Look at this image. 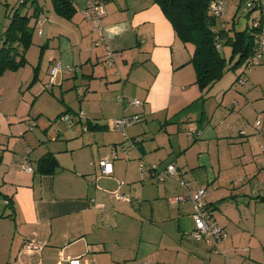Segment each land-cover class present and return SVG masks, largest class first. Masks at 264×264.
<instances>
[{"label":"crops","instance_id":"obj_1","mask_svg":"<svg viewBox=\"0 0 264 264\" xmlns=\"http://www.w3.org/2000/svg\"><path fill=\"white\" fill-rule=\"evenodd\" d=\"M72 2L76 13L67 21L54 14L50 0L49 4L44 0L42 5L37 0L41 8L39 17L46 21L38 38L33 41L32 37L31 47L35 48L30 47L26 52V62L31 68L34 66L32 53L37 49L38 70L40 73L45 70L48 78L51 68L61 64L63 69L42 88L49 94L40 90L35 97L54 98L53 88L58 87L57 95L64 108L61 104L54 116L71 117L73 122L64 124H80L81 137L75 131L72 135L63 129L50 132L46 124L37 133L35 147L29 143L23 144L22 150L11 151V141L17 140L12 138L16 137L14 128L19 124L14 126L10 122L8 114H12V109L7 107L2 111L7 99L0 88V114L9 117L7 125L4 121L0 125V264H229L231 260L245 264L246 259L235 261L230 256L232 248L225 240L219 243L220 252L215 253L212 246L190 238L191 205L167 203L169 197L187 193L174 180L157 183L148 178L150 185L142 184L133 191L117 179L123 175L120 167L125 156L116 146L125 144L130 151L125 173L131 169L138 172L140 162L155 164L161 170L174 162L176 179L187 182L190 192L201 189L204 182L212 186L222 171L216 155L217 127L210 122L216 112L212 109L217 83L199 90L189 64L192 47L181 43L154 0H94L96 9L103 12L99 29L86 9L90 0ZM34 23L33 19L29 24L35 27ZM108 52L114 54L111 65L106 59ZM69 92L75 94L74 102L62 99ZM128 99L140 101L141 106L128 105ZM81 112L82 119L78 116ZM31 113L32 106L27 112V122L37 117ZM134 115L139 121L135 124L139 125L137 130L132 131L131 126L123 134L111 132L113 119ZM246 115L244 112L240 118L249 128L251 118ZM32 123H27V128ZM87 123L104 127L84 130L83 124ZM27 128L17 134L22 140ZM255 133L251 129L244 142L238 141L241 149L251 155L255 151ZM111 134L117 137L107 136ZM125 138L134 140V147ZM89 143L96 144V149L87 147ZM80 148H84V156L79 153L76 156ZM47 152L54 154L59 169L51 175L35 174V161ZM64 156L71 157L68 163L64 162ZM261 156V163L255 165L258 171L264 170V155ZM105 160L111 161L112 171L108 176L98 168ZM22 166L32 168V172L24 171ZM189 176L193 181H202L190 184L186 180ZM253 180L248 198L251 202L255 198L264 203L261 201L264 182L253 183ZM237 181L244 189L247 179ZM242 191H239L241 196L246 197ZM113 192L126 194L129 200L116 201ZM207 198L208 194L204 199ZM5 199L10 200L9 206ZM207 200L212 219L225 231L229 225H239L244 220L239 209L238 217L222 216L220 222L216 218L220 202ZM240 230L237 227L231 235L236 236ZM27 242H33L40 250L25 252L22 248ZM251 250L249 247L248 260L251 257L258 260L260 256L251 254Z\"/></svg>","mask_w":264,"mask_h":264},{"label":"rangeland","instance_id":"obj_2","mask_svg":"<svg viewBox=\"0 0 264 264\" xmlns=\"http://www.w3.org/2000/svg\"><path fill=\"white\" fill-rule=\"evenodd\" d=\"M19 0H0V37L2 33L4 32L6 28V24H8L9 19L6 16V7L5 4H8L9 8L14 7L17 5ZM47 4H49V0H45ZM241 2V0H222L223 5V14L219 19H217V27L221 26V23L225 24L227 28H231V19L236 6H238ZM261 3L260 8L255 10L251 15V17H257L259 18V13L261 10H264V0L258 1ZM39 3L42 5L44 3V0H39ZM237 20L238 23L234 27L236 30H241L244 25L247 22V17L244 15H241L240 12L237 14ZM263 32H264V18L262 19V26ZM33 41H35L38 38V32L37 30L34 31V35H32ZM31 47V46H30ZM34 47V46H33ZM31 47V48H33ZM35 48V47H34ZM220 55L225 58L227 65H225V70L222 74V77L217 83L216 86V92L217 97L215 98V102L213 103V107L211 108L212 111L216 110L214 118L210 121L212 125L217 127V163L220 162V165L222 168L221 174L219 179L216 180V182L211 185H206L205 182L200 184L203 185V189L206 190V195L208 194V198L210 200H207L208 202H214L218 201L220 202V208L216 211V218L219 219L220 222H222V216H230L231 218L238 217V210L241 213V217H245L241 224L239 225H229L226 229L222 228L223 231L227 234V239H225V243L229 245V247L232 248V254L230 256L233 257V259L241 261L242 259H246L247 262L245 264H264V203L260 201H255V198L252 199V202L248 198V196L251 194V179H254L256 182L258 180H263L264 182V170H259L255 165L256 163H261V155H264V152H262L264 146V56L261 60V63L259 65H255L253 67L247 68L245 66V63H242L240 65H237L236 68L230 69V67L238 60L239 54H235L234 56L232 53L231 46L222 43L220 47ZM231 57L233 59L231 60V64H228V61H230ZM32 59L35 61L34 66L31 68L29 66V63L24 67H21L15 71H4L0 75V88L5 92L6 94V107L2 108V111H4L7 107L9 109H12L13 112L10 115V121L11 123H14V135L16 137H12L16 140V142L11 141L10 150L18 149L22 150L24 147L23 144L26 146L27 144L31 143L34 147L38 143V137L37 133L40 132L39 129H42L44 126L49 128L50 132H54L55 129H63V130H69V132H72V135H74L75 131L77 133V137H81V127L80 124H74L67 126L64 124V122L56 123V119L58 116H54L57 109H59V106L62 104V101L58 98V87H54V94L55 97H35L36 93L40 90L44 93H48L47 91H44L42 88L45 86V83L48 82L49 78L48 75H46L45 70H42L40 73V68L38 70V62L39 61V53L36 49V52L32 53ZM32 61V62H33ZM72 75V74H71ZM73 75L69 79L70 83L73 80ZM237 77L244 78V82L238 81ZM35 78V79H34ZM68 81V84H70ZM78 81L80 79L78 78ZM55 84V82H54ZM77 84V82H76ZM225 93V97L223 102H221V98L223 97V94ZM214 92V91H213ZM69 92V94L66 96V93H64V99L65 101L70 102L73 99V102L75 101V94ZM215 93V92H214ZM248 94V95H247ZM122 96H119L121 98ZM45 98V99H44ZM118 98V100H119ZM117 102L119 103V101ZM134 100L128 99V105L131 104L133 107L135 106L132 104ZM209 102H213V99H209ZM27 103L28 105H25ZM63 105V104H62ZM64 108V105L62 106ZM32 106V111L30 115L36 114L35 120H30L31 122H27V112ZM28 107V108H27ZM138 107V106H137ZM208 108V107H207ZM217 108V109H216ZM244 112H246V116L251 118V127H245L241 116L244 115ZM240 114V116H239ZM3 115V114H0ZM1 117V116H0ZM3 119H0V125L1 122H5L6 125L8 123L9 117L5 116V114L2 116ZM71 118V117H70ZM121 118V117H120ZM115 119H113L114 121ZM34 122L33 128L29 125H26L27 123ZM259 121L258 127H255V123ZM137 123L132 124L131 127L132 131L137 130V127L139 125H135ZM4 129H6L5 126H2ZM127 127V128H129ZM1 129V132L3 133L5 130ZM27 128L25 131V137L21 138V135H17L20 130H23ZM110 128L113 129L114 134L118 131H116L113 128V122L111 121ZM126 128V129H127ZM255 130V143L253 144L254 147V155L249 154V152L242 150L241 147L238 144V141L244 142L243 139L246 133L251 131V129ZM125 129V130H126ZM7 130V129H6ZM93 131V130H91ZM130 130H127V133H129ZM102 132V131H101ZM117 135V134H116ZM107 136H115V135H107ZM117 137V136H115ZM250 137V136H249ZM247 137V138H249ZM159 138V136L157 137ZM20 139V140H19ZM100 141V139H98ZM237 142V145L230 144L231 142ZM244 144V143H243ZM80 146V145H79ZM13 147V148H12ZM87 147L95 148L96 144L89 143ZM106 148L108 146H105ZM117 150L120 151L122 154H124L125 157H123L124 164L120 167V172L123 174L120 176L119 179L121 182H124V184H128L126 186L132 187L133 191L135 188H138L139 186L143 185H150L148 181H146L148 178H152V172L147 171L150 166H156L155 164H148L145 162H140L138 164V172H134L133 169L127 170L125 173V167L126 162L128 159H126L130 153L129 149L127 150V146L125 144L116 146ZM132 147V146H131ZM262 148V150H261ZM84 148H80L77 150L76 156H78V153L81 154V156H84L85 153L82 150ZM96 149V148H95ZM107 150V149H106ZM109 150L111 152L112 147L109 145ZM114 150V149H113ZM96 151V150H95ZM245 152V155H240V153ZM82 152V153H81ZM89 152V151H87ZM219 156V159H218ZM65 157V163H68L71 157ZM89 157V153H88ZM118 156H116L117 158ZM115 158V159H116ZM118 159H116V162ZM111 163V161H109ZM144 163L147 165L146 168V174L145 177H142V172L140 170V164ZM100 164V163H99ZM149 165V166H148ZM100 171V166L98 167ZM217 168V167H216ZM215 168V169H216ZM163 169V168H162ZM218 171V168H217ZM259 172V173H256ZM99 173V172H98ZM256 176L254 178L253 175ZM239 179H247V183L245 182V187L242 189V183L237 181ZM145 179V180H144ZM237 179V180H236ZM143 180V181H142ZM189 181L190 184L192 182L195 185V182H200L202 179L198 181H193V178L190 176L186 179ZM253 180V183H254ZM153 183V182H152ZM153 186H157V183H153ZM161 185V184H159ZM158 185V186H159ZM247 185V189H246ZM198 189V188H197ZM244 191H242V190ZM196 190V189H195ZM193 190V191H195ZM208 190V191H207ZM234 191V192H233ZM239 191L245 192L246 197H242L241 193ZM233 192V193H231ZM114 192L112 193V195ZM122 194V193H121ZM234 195L233 198H231V195ZM264 194V191H263ZM125 197L128 195L124 194ZM173 197V196H171ZM169 197L167 199V203H169ZM129 200V197H127ZM205 198V197H204ZM213 199V200H211ZM204 199V201H206ZM250 202V203H249ZM245 203V204H244ZM241 204V205H240ZM242 204H244L242 207ZM221 209V210H219ZM220 224V223H219ZM237 227H240L241 230L239 232L243 233V235L239 236L237 234L236 236H232V231H235ZM233 237V238H232ZM234 239V240H233ZM249 247L252 248L251 254L259 255L260 258L255 259L251 257V259L248 260V257H250L248 254L249 252H243V248L249 249ZM243 252V253H242ZM263 253V254H262ZM239 256H235V255ZM234 255V256H233ZM222 256H220L221 258ZM238 257V259H236ZM252 262V263H251ZM229 264H237V262H233L232 260L228 262Z\"/></svg>","mask_w":264,"mask_h":264},{"label":"trees","instance_id":"obj_3","mask_svg":"<svg viewBox=\"0 0 264 264\" xmlns=\"http://www.w3.org/2000/svg\"><path fill=\"white\" fill-rule=\"evenodd\" d=\"M210 1L154 0L164 13L181 43L192 47L189 64H191V68H193L195 74V84L201 91L211 88L222 77L225 65H227L225 58L219 52L222 43L231 46V54L233 56L239 54L238 60L230 69H235L237 65L242 63H245L247 68L253 67V65L249 64L254 58L252 39L255 28L252 26V20L255 17H251V13L243 14L244 1L247 0L239 2L238 9L232 15L231 28H227L223 23H221L220 27H217V18L211 16L209 12L208 3ZM249 1L260 5L258 0ZM50 3L54 14L64 20H71L76 13L72 0H50ZM5 7L9 22L6 24L7 26L0 37V75L4 71H15L26 65V52L32 45V35L36 28L29 23L33 19L36 22L41 10L37 0H19L16 6L9 8L8 4H5ZM239 12L241 15L247 17V22L241 30H236L234 27L238 23L237 14ZM44 19L46 21V18ZM232 59L233 57L228 61V64H231ZM260 63L255 65H259ZM241 79L244 78L237 77V82ZM60 116L62 114H58V117ZM83 125L86 130H97L104 127L98 125L92 127L89 123ZM125 139L130 142V146L134 147V140ZM1 162L2 155L0 153ZM35 163L34 172L38 175H51L59 169L57 159L52 153L47 152ZM9 201L8 199L4 201L7 206L10 204ZM261 201H264V198Z\"/></svg>","mask_w":264,"mask_h":264},{"label":"built area","instance_id":"obj_4","mask_svg":"<svg viewBox=\"0 0 264 264\" xmlns=\"http://www.w3.org/2000/svg\"><path fill=\"white\" fill-rule=\"evenodd\" d=\"M222 0H211L209 4V12L211 16H214L215 18L219 19L221 15L223 14V5ZM244 7H243V14L244 13H253L255 10L260 8V5L258 3H254L252 1H244ZM87 12L92 14L91 17L93 24L97 29L100 28V18L103 15V12L98 11L96 9V5L93 0H90L88 6H87ZM260 17L253 18L252 20V26L254 29L253 31V46H254V58L253 61L249 65H255L261 62L263 56H264V32L262 26V19L264 18V10H261L259 13ZM45 22V19L42 17H39L35 24L36 30L38 32V35L42 33V26ZM114 56L112 52L107 53V58L109 65L112 64V59ZM252 67V66H251ZM61 64L56 65L55 67L51 68L50 70V82H52L53 78L55 77V73L62 70ZM241 82H244V79L239 80ZM135 106H141V102L138 100H134L132 102ZM79 118L82 119L83 113H79ZM137 117L136 116H128V117H122L115 119L113 122V128L116 131L122 132V134L125 132V129L129 126H131L134 123H137ZM56 122L59 124L60 122H64L67 124H71L73 121L69 116L62 115L56 119ZM259 121L255 123V127H258ZM35 125L32 123L31 127H34ZM84 130L85 127L83 128ZM149 166V165H148ZM146 168L147 165L144 163L140 164V170L142 172V177H145L146 174ZM177 165L174 162H171L167 164L162 170L158 169L156 166H150L147 171H151L152 178L157 183H162L164 181L168 180H174L181 188L187 191L186 194H178L176 196H173L169 199L170 204H190L192 207V221H193V230L190 231L189 236L195 241L202 242L204 244H207L209 246H212L215 249L216 252H220L219 250V243L223 242L227 238V234L223 231V229L217 224L215 219L213 218L212 212L207 204L204 201L206 190L203 188H198L194 192H190L189 190V184L185 182L184 180H177ZM22 169L26 172H32V168L22 166ZM100 173L103 175H110L111 174V164L109 161L105 160L100 163ZM116 201H128V198L124 196V194H121L120 192H114L112 196ZM99 208H102V206H99ZM25 252H38L40 250V247L36 246L33 242H27L23 248ZM248 251V249H245ZM69 264H78V262H69Z\"/></svg>","mask_w":264,"mask_h":264}]
</instances>
